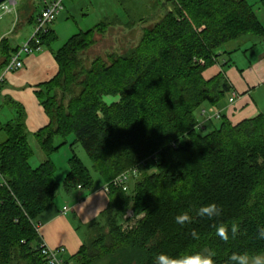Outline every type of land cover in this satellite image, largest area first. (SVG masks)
Here are the masks:
<instances>
[{
	"label": "trees",
	"instance_id": "trees-1",
	"mask_svg": "<svg viewBox=\"0 0 264 264\" xmlns=\"http://www.w3.org/2000/svg\"><path fill=\"white\" fill-rule=\"evenodd\" d=\"M169 1L173 8L146 29L139 47L110 65L101 60L84 68L79 59L95 35L114 23L107 19L54 54L59 72L36 93L50 119L33 136L46 157L36 168L24 110L10 103L15 118L0 125V264H46L35 225L54 206L60 189L51 157L72 137L107 184L157 159L129 192L110 187L105 224H92V239L73 264L103 257L115 264H155L160 254L179 258L207 250L215 252V264H227L233 253L264 251V241L255 238L264 226V117L233 125L222 116L207 133L197 128L203 106L219 110L230 90L222 75L206 80L204 72L224 46L251 34L264 38V24L247 0ZM33 20L31 14L28 24ZM57 39L50 30L40 47ZM19 49L10 38L1 40L0 70ZM69 166L64 190L90 191L91 171L76 157ZM210 203L221 209L218 217L197 215ZM130 210L142 217L124 231L120 223ZM182 213L191 219L179 225L175 217ZM221 225L229 229L228 241L216 235ZM232 225L238 229L235 236Z\"/></svg>",
	"mask_w": 264,
	"mask_h": 264
},
{
	"label": "crops",
	"instance_id": "crops-1",
	"mask_svg": "<svg viewBox=\"0 0 264 264\" xmlns=\"http://www.w3.org/2000/svg\"><path fill=\"white\" fill-rule=\"evenodd\" d=\"M111 1L95 0L94 5L100 2L111 3ZM86 7L85 2L69 0L65 12L58 18L60 22L52 27L58 38L57 41L51 47H43L40 51L24 57L25 64L21 70L5 75V68L0 70V78L4 75V82L0 84V101L8 104L15 102L23 108L27 130L31 136L50 124V119L38 101L36 93L42 85L50 82L59 72L54 54L60 51L72 37L95 28L111 15H104L101 10L92 16L81 15L83 19L80 21L76 14L83 13ZM28 39L21 43L11 42L13 46L21 47ZM218 75L224 77L230 88L221 108L217 110L222 113V116H225L233 125L259 116L264 117V38L246 37L235 44L224 46L220 50L216 63L204 72V78L211 80ZM234 97V102H230V99ZM109 101L114 102L111 99ZM201 110L209 111L210 109L203 106ZM199 119H201L200 114ZM219 123L220 120H214L213 124L207 127L214 128ZM1 124L4 123L0 120ZM61 143L60 140L56 141L57 145ZM80 145L76 138L72 137L55 154L54 164L57 159L63 162V179L57 182L60 188L62 187V192L59 189L54 206L40 215L36 221L41 226L38 234L42 242L52 249L64 248V259L69 261L74 260L85 243L80 228H86L87 236H89L93 223H103V215L110 202L109 192L106 191L108 184L101 177L102 184L95 185L94 181L90 191L83 190L80 186L71 193L64 190L63 183L70 172V161L76 157L83 163L81 155L76 152ZM3 182L0 175V183ZM66 208L68 211L64 212Z\"/></svg>",
	"mask_w": 264,
	"mask_h": 264
},
{
	"label": "rangeland",
	"instance_id": "rangeland-1",
	"mask_svg": "<svg viewBox=\"0 0 264 264\" xmlns=\"http://www.w3.org/2000/svg\"><path fill=\"white\" fill-rule=\"evenodd\" d=\"M68 1L69 0L66 1L67 6ZM42 2L43 0H19L14 2L15 12L4 15L0 21V40L4 37H8L14 43H21L28 38L30 39L35 30V22L29 25L28 20L31 14H33L36 18L38 15L36 11L39 12L42 8ZM79 2H85L87 4V7L83 9V13L76 14L80 21L83 19L81 15L92 16L95 12L103 10L104 15L111 14L107 16V20L114 22L112 25L109 24L110 26L105 32L96 34L92 40L91 46H88L82 53L79 54L81 65L84 68L94 64L95 62H101V60L105 62V64L110 65L115 57H121L124 52H130L131 50L139 47L146 29L154 26L157 23L158 18L163 14L169 13L170 8H173L174 6V2L169 0H112L111 3L100 2L97 5H94L95 0H79ZM247 2L250 6H252L262 24H264V9L262 7V0H247ZM91 4H93V6H91ZM6 5L12 8L10 2L6 3ZM59 20L56 21V24L57 22H60ZM246 37L263 39L252 34L247 35ZM219 54L220 51L218 52V55ZM14 118L15 110L12 105L0 101L1 122L5 123L13 120ZM209 131L210 130L207 132ZM30 143L35 152V156L31 160V164L33 168H36L42 162L46 161V157L31 134ZM76 152L81 155L80 157L84 165L91 171L95 185L100 186L102 184V180L94 171L93 164L83 147H81V145L78 146ZM51 160L55 163V154L51 157ZM62 163L63 162L59 159L56 160L55 165L58 168V172L55 179L57 182L62 181L60 179H63L64 171H62ZM68 169L69 168H67V170ZM149 173H152V171ZM60 192H62V187L60 188ZM141 217L142 216H136L134 212L130 210L126 213V215H124L120 225L124 231L131 229L135 223L141 219ZM102 224H105V220ZM80 233L85 242H89L92 239L91 230L89 231V236H87L88 233L86 228L81 227ZM208 252L209 250L205 251L204 254H207ZM113 260L114 258L103 257L92 264H115L112 263ZM116 264L120 263L117 262Z\"/></svg>",
	"mask_w": 264,
	"mask_h": 264
},
{
	"label": "built area",
	"instance_id": "built-area-1",
	"mask_svg": "<svg viewBox=\"0 0 264 264\" xmlns=\"http://www.w3.org/2000/svg\"><path fill=\"white\" fill-rule=\"evenodd\" d=\"M66 1L67 0H43L41 11L35 18V30L32 37L12 56L10 63L5 68L4 75L21 70L25 64L24 57H28L42 49L40 47V39L52 30L58 18L65 12ZM6 3L0 6V21L4 15L15 12L14 2H10L12 8L7 6ZM199 63L203 64L202 61ZM4 75L0 78V84L4 82ZM234 100L235 97L230 99V102H234ZM200 117L201 119H199L197 128L200 132L207 133V126L213 123L214 120H221L222 113L220 111L201 110ZM156 160L157 159L154 157H151L136 167L124 172L113 180L112 183L107 185L106 191L109 192L110 187L113 186L121 188L124 192H129L130 186L140 177L141 172L148 167L149 163L156 162ZM67 211V208L64 209V212ZM35 227L37 232H39L41 226L36 224ZM39 251L46 264H73L72 261L64 259V248L52 249L42 242Z\"/></svg>",
	"mask_w": 264,
	"mask_h": 264
},
{
	"label": "clouds",
	"instance_id": "clouds-1",
	"mask_svg": "<svg viewBox=\"0 0 264 264\" xmlns=\"http://www.w3.org/2000/svg\"><path fill=\"white\" fill-rule=\"evenodd\" d=\"M221 214V209L215 203H210L205 206H201L198 209L197 215L201 217H207L208 219H212L214 217H218ZM190 216L187 213H182L175 217V222L179 225H184L185 223L190 222ZM237 226H231V233L233 236L237 233ZM229 229L221 225L216 229V235L219 236L222 240L228 241ZM196 233L193 232L192 236L196 237ZM259 241H264V226L258 227L256 230V237ZM215 256V252L209 250L207 254H192V255H184L179 258H173L166 254H160L155 258V264H215L213 257ZM227 264H264V251L257 252L252 255L247 252L245 253H233L229 258Z\"/></svg>",
	"mask_w": 264,
	"mask_h": 264
},
{
	"label": "water",
	"instance_id": "water-1",
	"mask_svg": "<svg viewBox=\"0 0 264 264\" xmlns=\"http://www.w3.org/2000/svg\"><path fill=\"white\" fill-rule=\"evenodd\" d=\"M17 1H19V0H0V6L6 2H17Z\"/></svg>",
	"mask_w": 264,
	"mask_h": 264
}]
</instances>
